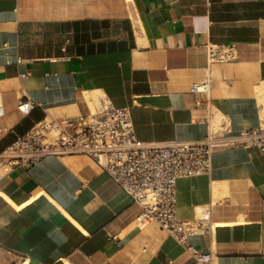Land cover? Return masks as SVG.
I'll return each instance as SVG.
<instances>
[{"label":"crops","instance_id":"0c3cea01","mask_svg":"<svg viewBox=\"0 0 264 264\" xmlns=\"http://www.w3.org/2000/svg\"><path fill=\"white\" fill-rule=\"evenodd\" d=\"M231 45L236 59L208 60ZM263 85L264 0H0V152L93 109V92L129 110L141 141L202 139L217 112L241 132L264 123ZM2 171L0 264H201L157 223L139 227L141 208L85 155ZM206 205L214 230L188 243L214 264H264V152L218 149L209 175L177 181L179 220Z\"/></svg>","mask_w":264,"mask_h":264},{"label":"built area","instance_id":"2783aa9c","mask_svg":"<svg viewBox=\"0 0 264 264\" xmlns=\"http://www.w3.org/2000/svg\"><path fill=\"white\" fill-rule=\"evenodd\" d=\"M210 62L237 58L231 46H207ZM210 91L208 79L194 83L190 92L199 103ZM93 109L67 118L46 117L26 134L0 152V179L3 167L29 168L50 156L85 155L106 172L141 208L136 223L159 227L186 244L201 264H214L211 253H201L188 243V235L212 233V206L202 207L196 221L177 218V181L209 175L213 154L218 149L255 147L264 152V123L233 132L223 122L199 140L174 139L162 142L139 140L127 108L115 107L105 95H97ZM33 101L19 109L29 112Z\"/></svg>","mask_w":264,"mask_h":264},{"label":"bare ground","instance_id":"6f19581e","mask_svg":"<svg viewBox=\"0 0 264 264\" xmlns=\"http://www.w3.org/2000/svg\"><path fill=\"white\" fill-rule=\"evenodd\" d=\"M258 96H259V99H260V103L262 105H264V85L258 89ZM225 121H226V118L224 117V115H222L221 113L217 112L216 116L214 118L213 124L221 125Z\"/></svg>","mask_w":264,"mask_h":264},{"label":"rangeland","instance_id":"374dc122","mask_svg":"<svg viewBox=\"0 0 264 264\" xmlns=\"http://www.w3.org/2000/svg\"><path fill=\"white\" fill-rule=\"evenodd\" d=\"M97 95H99V93H97V92H93V93H88V94H86V97H87V99L88 100H90V101H88V102H90V104L92 103V105H95V102H96V96ZM92 105H91V107H92ZM219 127V125H213V129H217ZM201 216V212L200 213H198L197 215H196V220L199 218Z\"/></svg>","mask_w":264,"mask_h":264}]
</instances>
